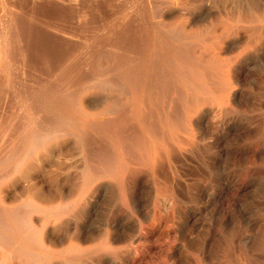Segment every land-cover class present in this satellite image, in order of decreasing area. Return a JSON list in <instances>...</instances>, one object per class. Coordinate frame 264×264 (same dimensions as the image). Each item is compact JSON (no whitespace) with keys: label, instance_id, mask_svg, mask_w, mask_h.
Returning <instances> with one entry per match:
<instances>
[{"label":"rangeland","instance_id":"374dc122","mask_svg":"<svg viewBox=\"0 0 264 264\" xmlns=\"http://www.w3.org/2000/svg\"><path fill=\"white\" fill-rule=\"evenodd\" d=\"M120 139L136 147L127 170ZM0 162V264H85L69 256L61 211L93 165L109 185L87 184L82 203H127L121 183L139 180L148 221L171 203L159 184L175 203H206L196 189L219 193L227 178L246 264H264V0H0Z\"/></svg>","mask_w":264,"mask_h":264},{"label":"bare ground","instance_id":"6f19581e","mask_svg":"<svg viewBox=\"0 0 264 264\" xmlns=\"http://www.w3.org/2000/svg\"><path fill=\"white\" fill-rule=\"evenodd\" d=\"M120 62H122V61H120ZM137 70H138V68H137ZM134 72H136V71H134ZM165 77H167L166 74H165ZM140 78H141V76H140ZM138 79H139V77H138ZM137 83H139V82H137ZM195 87H196V85H195ZM145 94H146V92H145ZM152 96H154V95H152ZM145 101H146V99H145ZM108 125H110V123H108ZM108 125H107V127H108ZM112 125L115 126V124H112ZM112 125H110V127H108V129H111ZM146 125H148V123ZM57 127H58V125H57ZM57 127H55V128H57ZM105 127H106V125H105ZM117 127H119V126H117ZM55 128L52 127V129H55ZM49 129H50V127H49ZM119 129H122V127ZM49 131H48V133H49ZM55 131H56V129H55ZM189 134H191V133H189ZM49 135L50 134L46 135L47 138ZM51 135L53 137V132ZM138 135H140V134L138 133ZM55 136L56 135H54V137ZM165 136H166V134H165ZM122 137H124L122 139L126 138V136H123V134H122ZM158 137H160V136H158ZM119 138H121V136H119ZM127 138H129V137H127ZM17 139H20V138H17ZM52 139L53 138H51V140H50L51 142H52ZM161 139H162V137H161ZM166 139H169V138H166ZM179 139H180V137H179ZM177 140H176V142H177ZM182 140H184V139H182ZM203 140H205V139H203ZM166 141H168V140H166ZM189 141H187V142H189ZM15 142H17V141H15ZM78 143H79V141H78ZM129 143L131 144V147H132L133 142H129ZM129 143L127 141L121 140V142L117 143L118 145H120L119 151L114 153L115 154L114 156L117 155L120 162L123 165L125 164V169L128 168L127 167L128 164L124 161L126 159H127V161H129V158H128V155L130 154L129 151L132 150L133 147H135V145H134L132 148H130ZM141 144H143V143H141ZM167 144H169V143H167ZM171 144H172V142H171ZM178 144L180 145V143H178ZM185 144H186V142H185ZM96 145H98V143ZM100 145H102V144H100ZM101 147H103V146H101ZM78 148L79 147H77L76 150L80 151L79 150L80 148L79 149ZM103 148L105 149L106 147H103ZM30 149H32V148H30ZM108 149H106V150H108ZM137 149H135V150H137ZM142 151L144 152V150H142ZM106 152L109 153L108 151H106ZM110 152H112V151H110ZM130 152L135 153L132 151H130ZM155 152L154 153L151 152L150 155L148 156V158L146 159V160H148V163L150 165H154L155 162L159 161V156H157V154H155ZM76 153H77V151H76ZM79 153H81V152H79ZM112 153H110V154H112ZM162 153H164V151H162ZM76 155H78V154H76ZM130 155H133V154H130ZM163 155L165 156V154H163ZM74 156H75V154H74ZM161 156H162V154H161ZM104 157H106V156H104ZM145 158L146 157L144 156V159ZM81 159H82V155H81ZM88 159H91V158H88ZM105 159H103V160H105ZM113 159L116 161L115 158H113ZM107 161H109V160L107 159ZM110 161H112V160H110ZM175 161H177V160H175ZM75 162L70 163V164H72V165L76 164ZM112 162H114V161H112ZM106 163H108V162H106ZM102 165H103V163H102ZM71 169H72V167H71ZM91 171H92V174L90 175V177L88 179H85L84 182H78V183L83 184L82 185L83 188L79 191V193L75 197V200L73 201V203L68 204L69 208H62L60 206L62 208L61 213L64 214L62 217L66 216V214H69V245L67 244L68 246H66L67 247L66 249L69 251V256L73 257L75 260H78L81 262L83 259H85V261H84L85 264H136V263H139V264H228L227 259L229 257L228 254L230 252H227V250H229L227 248L230 245V241L227 239L225 234L230 233V234H233V236H234L233 242L237 248V255L233 259L232 258L233 254H232V257H229L230 260L232 259L233 264H246L247 238L249 239V237H247V235L245 234V216H244L245 208L242 209L243 207H242L241 203H235L239 206V208H238L239 219H238V223H237L238 225L237 226L230 225V223L232 221L231 206L234 203H231V199H232L233 195L230 194L231 193V188H230L231 186L229 187L230 182L227 178H222V185L223 186H221V188L219 189V191H218L219 193H213V191L211 192L210 189L207 188L206 186H203V187L201 186L198 189H196L197 193H194V195H198L200 198L201 197L204 198L206 203H175V196L173 193L174 188H173L172 184L170 182H167V181H165L163 184H159V185L157 184L158 186H160L159 187L160 191H163L165 194H168L170 196L169 199H171V203H166V209H165L166 214H162L160 209H159L161 207L160 206L158 207V204L155 203L154 206H152L153 207V215L148 221V217H147L148 213L146 214L145 210L143 211V206H142L143 203H139L140 200H142L141 199L142 196L140 197V187H139L140 181L139 180L134 181L131 178H128V179L126 178V183H125V180H124V183L123 182L121 183L122 184L120 186L121 195L123 196V199L127 200V203H120L118 205L116 203H82L83 201H85L86 194L89 192L87 184H96L95 185L96 192L99 193L100 195L104 193V191L107 189L106 186L109 185L107 183V181L104 180L106 177H104L102 175V174H104V173H102L103 171L102 172L98 171V169H96V167H94V165L92 166ZM72 174H73V172H72ZM83 174H82V176H83ZM109 174H110V172H109ZM153 174H155V173H153ZM78 175H80V174L78 173ZM116 175H118V173H116ZM116 179H118V178H116ZM77 181H79V180H77ZM142 182H146V181L144 180ZM159 183H161V182H159ZM154 187H155V185H154ZM240 192H243V191L241 188H238V189H236V194H234V195H239ZM126 200H124V201H126ZM166 200H167V198H166ZM161 202H163V201H161ZM216 202H220V203H216ZM233 206H235V205H233ZM57 207H59V206H57ZM65 207H67V206H65ZM45 208L47 210V207H45ZM61 208H57V209L61 210ZM50 211H54V210H50ZM55 211H57V210H55ZM128 212H129V214H127ZM56 214H58V213H55V216H56ZM49 215H50V213H49ZM58 216H59V214H58ZM129 216L131 218H129ZM44 220H46V219H44ZM50 220H52V219H50ZM47 222H50V221H47ZM26 223H28V222H26ZM61 223H63V222H61ZM26 225L28 226L31 224L29 223ZM2 226L5 227L4 225H2ZM31 227H32V225H31ZM34 227L36 228V226H34ZM24 228H26V227H24ZM38 229H41V228H38ZM28 235H29V233H28ZM31 237L33 238V236H31ZM24 239H26V238H24ZM220 239H223L222 242L225 243V245H226V247H224V250L226 249L225 254L224 253H222V254L218 253V249H219L218 244H220ZM41 240H42V237H41ZM59 241L61 243H63L62 239H60ZM39 242H40V240H39ZM9 244H12V243H9ZM12 245H9V246H12ZM36 245H38V244H36ZM63 245H65V244H63ZM41 246H42V244H41ZM45 247H47V249L44 248V250H47L45 252H49V250H48L49 246L46 245ZM4 251H6V250H4ZM16 251H17V249L14 252H16ZM27 252H29V251H27ZM220 252H221V250H220ZM10 253H12V252H10ZM50 253H51V251H50ZM7 254H9V253H7ZM35 254H37V258H39L38 256L40 254L39 255H38V253H35ZM27 255L25 258H27ZM8 256H12V255H8ZM29 256L34 257L35 255H29ZM43 256H45V255H43ZM46 256H48V255L46 254ZM18 257H19V255H18ZM19 258L22 259L21 257H19ZM40 258H42V257L40 256ZM43 258H45V257H43ZM52 258H54V256H52ZM57 258H58V256H57ZM57 258L55 257V259H57ZM5 259H7V258H5ZM12 259H13V257H12ZM48 259H50V258H48ZM9 260H10V258H9ZM23 260H25V259H23ZM30 260H31V258H30ZM30 260H29V262H30ZM225 260H226V262H225ZM3 261H6V260H3ZM34 261L36 263L35 259L32 262H34ZM72 261L73 260H71L70 262H72ZM25 262H27V261L25 260ZM65 262L67 263L68 260H65ZM50 264H52V263L50 262Z\"/></svg>","mask_w":264,"mask_h":264}]
</instances>
